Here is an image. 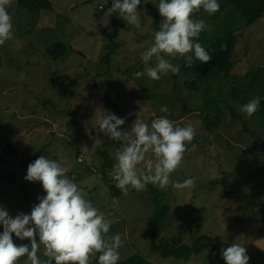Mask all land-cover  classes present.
I'll use <instances>...</instances> for the list:
<instances>
[{
	"label": "rangeland",
	"instance_id": "374dc122",
	"mask_svg": "<svg viewBox=\"0 0 264 264\" xmlns=\"http://www.w3.org/2000/svg\"><path fill=\"white\" fill-rule=\"evenodd\" d=\"M50 1L53 9L35 19L19 9L17 0L8 9L14 38L0 46V205L13 217L30 214L39 203L37 197L46 195L40 182L24 179L28 165L40 152L67 168L85 198L105 213L113 229L110 234L121 235L119 261L138 254L148 264H218L212 249L189 260L166 258L151 250L153 239L192 245L195 238L209 236L218 244L245 246L249 264H264L259 215L264 197V125L256 116L260 113L248 117L240 111L249 98L234 94L244 83L260 85L264 79V75L255 79L253 75L257 68L264 72V17L249 26L233 20L237 41L232 68L207 90L205 83L182 71L186 61L181 57H165L180 67L179 75L169 72L159 81L147 75L135 77V72L144 69L141 53L152 46L159 30V0H141L140 29L120 17L125 26L118 30L113 42L117 46L108 59L106 46L114 18V13L107 14L110 1ZM222 16L209 18L202 10L193 19L205 21L209 26L205 32L210 33L223 27ZM58 41L69 47V53L54 61L46 48ZM197 42L205 47L203 41ZM150 63L155 65V57ZM109 79L120 93L119 117L126 118L121 130L130 131L137 116L149 126L152 120L167 116L181 127L195 129L180 167L171 176L178 182L193 178L194 187L163 190L151 184L156 199L147 190L113 197L109 186L115 181L109 173L121 144L100 133L97 123L100 116L110 114L98 91L99 84ZM193 82L195 88H189ZM223 92L225 97L220 98ZM206 99L211 108L220 106L212 109L224 112L212 131L203 124L209 106ZM225 102L232 111L225 108ZM161 106L169 112H161ZM97 136L102 145L93 148L92 137ZM107 142L112 145L103 146ZM104 148L109 163L101 157ZM150 158L152 154H146ZM143 166L142 162L138 168ZM166 205L169 211L161 233L151 236L148 221L158 206ZM43 251L41 246L39 252Z\"/></svg>",
	"mask_w": 264,
	"mask_h": 264
},
{
	"label": "clouds",
	"instance_id": "9594fccd",
	"mask_svg": "<svg viewBox=\"0 0 264 264\" xmlns=\"http://www.w3.org/2000/svg\"><path fill=\"white\" fill-rule=\"evenodd\" d=\"M12 0H0V46L14 38L13 17L8 9ZM141 0H112L107 14L119 13L130 26L141 28L139 6ZM158 12L162 17L159 30L154 34V43L141 53L143 71L135 77L147 75L159 81L171 72L180 74V67L170 63L166 56L181 57L186 66L193 60L210 63L212 55L197 42L201 32L208 29L203 20L193 19L194 13L203 9L209 15L220 10L218 0H159ZM155 57V65L150 61ZM261 97L251 99L240 107V111L252 117L260 110ZM168 113L167 106H161ZM137 115V114H136ZM126 118L106 113L97 123L100 133L112 141L120 142L115 155L116 163L109 173L115 187L125 196L130 190L143 192L152 184L163 190L169 186L182 190L195 186V180L173 181L171 176L180 167L187 144L195 137V129L189 125L181 127L167 116L154 119L151 125L137 116L130 131L121 130ZM93 148L102 145V139L93 138ZM151 153L153 158L146 159ZM144 163L143 168L138 165ZM61 163L44 155L38 156L27 167L25 180L40 182L46 195L38 196L39 203L32 206L30 214L11 216L0 205V264H118L119 249L123 245L121 235L110 234L111 224L91 200L85 198L74 178ZM15 238L29 243L18 244ZM43 246V256L38 251ZM225 264H249L247 249L237 243L221 248Z\"/></svg>",
	"mask_w": 264,
	"mask_h": 264
},
{
	"label": "trees",
	"instance_id": "16d2710c",
	"mask_svg": "<svg viewBox=\"0 0 264 264\" xmlns=\"http://www.w3.org/2000/svg\"><path fill=\"white\" fill-rule=\"evenodd\" d=\"M112 6V0H109ZM218 3L220 5V10L216 12L213 15H209L206 12V15L209 18H214L216 16H220L223 14V27L222 28H216L210 33H206L205 31L201 32L202 38H199V40L203 41L205 44V48L209 51V53L212 55V60L210 63L202 64L198 60H193V65L191 67L186 66V62L181 66V69L186 74H191L196 77L199 81H202V83L206 84L207 90H211L212 83H216V81L220 77H226L228 75L229 70L232 68V57L233 52L236 45V30L233 26V20L235 19V23L237 22H244L245 25L249 26L260 20L264 17V0H218ZM17 6L20 10H24L27 13L33 14V18L35 19V16H38L43 11H51L53 9V4L50 0H17ZM203 9L200 11L202 12ZM204 11V10H203ZM238 13V14H236ZM197 13L194 14L196 16ZM199 17V16H197ZM200 19V18H199ZM243 20V21H242ZM35 22V21H34ZM113 23V30L110 33V41L107 44L108 53L106 54L105 58L108 59L111 54L114 53V50L117 45H115L113 42H115V39L118 36V30L120 28H124L125 24L120 18L119 13H114V18L112 20ZM234 23V24H235ZM243 23V24H244ZM29 33V32H26ZM47 54L50 58H52L54 61H60L63 59L64 56H66L69 53V47L62 41H58L56 43H53L50 46H47L46 48ZM104 60V59H103ZM261 68L256 69L253 72L254 79L255 76L261 77L264 75V72H261ZM251 74V72H250ZM196 82H193L189 88H195ZM246 82L243 85L241 90L238 88V90L234 91V94L236 93L237 97H243V98H249V101L256 97H261V107L260 110L257 112L261 115H256L260 117L262 120H260V124L264 125V79L259 83H256V85H252ZM259 86L258 91H256L255 88ZM98 91L102 94V102L104 107L111 113L116 114L119 117V107H120V93L116 89L113 80L109 79L105 82H101L98 86ZM231 96L232 92H231ZM225 94L223 92V96L220 98H224ZM247 101V102H249ZM205 104H209V106H206V109L208 110L207 113H205L203 118V124L206 127L208 131H212L215 127H217L224 118V112L223 114L220 112V108L212 109L216 107H220L218 104L214 105L212 108L210 106V101L205 100ZM213 103H216V101H213ZM224 104V103H223ZM225 102V108L230 111H232V107L230 105L226 106ZM216 111V112H215ZM105 145L111 146V142H107ZM12 151H14V148H11ZM101 157L104 158V161H108V153L106 148L100 153ZM38 156H40V152L35 155L34 159H37ZM106 163V164H108ZM13 174L11 175L12 181ZM111 189V193L113 194L114 198H118L123 195V193L115 187V184H112L109 186ZM23 189L26 190V187ZM147 191L150 194L154 195V198H157V192L155 189H153L151 184L147 185ZM135 190H130L128 194L136 193ZM169 207L163 206V207H157V210L155 211V214L153 217L150 218L148 221V227H149V233L151 236H156L157 234L161 233L162 226L164 224V221L168 215ZM259 215L261 218V222L263 223V235H264V197L262 199V207L259 210ZM113 229L110 228V231ZM3 231V227H0V232ZM14 241L18 244H27L29 241L27 239L21 241L17 238H15L13 234ZM192 245H172L165 239H160L159 242H155L153 239V242L151 243V250L154 252H159L163 257L169 258L173 257L175 259H184L189 260L190 257L194 255H199L205 250L212 249L216 252V258L218 264H225V261L222 259L221 256V248H226L228 245H222L218 244V242L209 236H200L198 238H195L192 242ZM38 256L40 258L46 259L42 253L38 251ZM53 264L55 262L53 261ZM118 264H148L147 261L138 254H133L130 257H127L125 260L118 261Z\"/></svg>",
	"mask_w": 264,
	"mask_h": 264
}]
</instances>
